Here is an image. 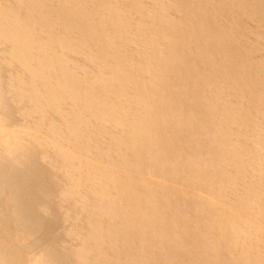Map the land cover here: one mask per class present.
I'll return each instance as SVG.
<instances>
[{
  "label": "bare ground",
  "instance_id": "obj_1",
  "mask_svg": "<svg viewBox=\"0 0 264 264\" xmlns=\"http://www.w3.org/2000/svg\"><path fill=\"white\" fill-rule=\"evenodd\" d=\"M0 264H264V0H0Z\"/></svg>",
  "mask_w": 264,
  "mask_h": 264
}]
</instances>
